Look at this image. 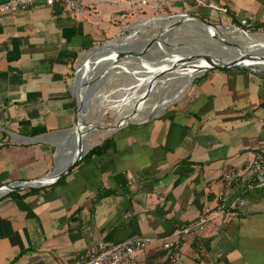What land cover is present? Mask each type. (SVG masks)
<instances>
[{"label":"crops","instance_id":"obj_1","mask_svg":"<svg viewBox=\"0 0 264 264\" xmlns=\"http://www.w3.org/2000/svg\"><path fill=\"white\" fill-rule=\"evenodd\" d=\"M115 1L79 16L43 3L0 14V186L67 165L77 149L72 69L119 36L116 22L156 10L221 16L177 0ZM209 1L230 21L264 26V0ZM189 86L162 114L92 139L99 152L61 183L1 196L0 264H71L98 242L168 238L204 213L206 229L174 243L176 261L154 243L133 264H264V190L236 195L221 181L264 153V77L212 69ZM220 193L227 211L215 215Z\"/></svg>","mask_w":264,"mask_h":264},{"label":"rangeland","instance_id":"obj_2","mask_svg":"<svg viewBox=\"0 0 264 264\" xmlns=\"http://www.w3.org/2000/svg\"><path fill=\"white\" fill-rule=\"evenodd\" d=\"M185 14L191 15L190 13ZM174 15L177 14L172 15L166 10H156L152 13L139 12L132 17L126 16L122 21L123 23L115 21L117 27L120 28L119 38L127 40L124 42L123 48H119V50L112 51L111 53L109 52L108 57L103 56L96 59L83 66L82 69L80 67L84 61L88 60L85 59L87 53L80 56L71 74V92L74 97L77 96V87L73 85V80L76 78V69L77 75L84 77V82L86 81L88 85L95 76H99L100 78L105 75L102 70L106 68L105 62H111L112 58L118 56L119 51H126L130 47L131 42H133L134 51H142L140 56L144 57L139 58L135 55L137 58L134 60H124L123 63H129L130 68L120 70L119 73L110 76L106 80H100L101 82L98 81L95 85H91L90 87L86 85L83 88L85 90L89 87L84 97L86 104L82 106V109L87 112V119L92 121L86 129V137L83 141L92 143V139L94 142L97 137L109 134V129L125 125L126 123H142L152 119L162 114L168 107L172 106L186 94L188 90L186 88L190 87H188L186 79L183 80V77L180 75H173L170 70H166V72L159 76L157 73L152 72V68L157 67L160 69L166 66V64L185 65L191 61H195L197 58H202L203 56V58L209 57V54L205 53L214 55H230L233 52L251 53L252 58L256 62L264 64V51L260 49V43L250 44L243 36L234 35L233 31L228 32L232 36L230 39L223 37L219 41L212 37V35H209V33L207 36L204 35L202 29H198L196 25H192L195 21L191 18L188 19V23L185 25L178 24L179 27L172 29L170 27L175 25L174 23L169 27L166 25H170L172 22L161 20L164 26H160L162 24L156 22L159 18ZM192 15L200 17L217 27L226 24L236 26L230 19L222 15L218 18L205 13L203 15L192 13ZM178 19H181V17H178ZM135 25H137V28H142L143 30L139 33L136 32L137 30L133 31L132 26ZM162 29L166 33L165 36L159 33L162 32ZM246 32L250 36H253L250 39L260 40L264 43V26L260 28H255L254 26L253 29ZM137 37L139 39L134 40ZM113 39L104 40L103 43ZM157 39H159V43L156 44L157 48L155 49L154 43ZM235 39L238 40L236 41ZM186 54L192 55H187L185 58L184 55ZM98 56H94V58ZM147 60L150 62L148 63ZM99 63L101 66H97ZM181 65L177 67H181ZM93 70L94 75L91 77ZM183 72L184 75L189 74V71ZM98 91H100L99 97L96 96V92Z\"/></svg>","mask_w":264,"mask_h":264},{"label":"built area","instance_id":"obj_3","mask_svg":"<svg viewBox=\"0 0 264 264\" xmlns=\"http://www.w3.org/2000/svg\"><path fill=\"white\" fill-rule=\"evenodd\" d=\"M195 5L197 8L217 12L225 15L227 10L217 6L209 0H177ZM117 4L115 0H6L0 3V14L13 10H25L32 8L38 3L46 6L60 5L74 16H79L90 3ZM148 5L146 0H141L137 6ZM156 5V3H155ZM158 6V4H157ZM240 25L249 31L254 25L243 19ZM242 29V28H241ZM224 188L232 191L236 195H243L254 191L264 190V153L254 152L246 161L245 166L238 171L228 170L221 176ZM225 195L220 193L218 196L219 205L216 208L215 215H224L226 213ZM243 205V202L240 201ZM209 215L202 214L198 219L177 227L168 238L153 239L148 237L134 238L116 243L98 242L88 252L86 258L71 264H133L137 254L144 251L150 245L158 244L160 250L166 251L172 261L177 260V252L174 249V243L182 238L192 234L203 232L209 222Z\"/></svg>","mask_w":264,"mask_h":264},{"label":"water","instance_id":"obj_4","mask_svg":"<svg viewBox=\"0 0 264 264\" xmlns=\"http://www.w3.org/2000/svg\"><path fill=\"white\" fill-rule=\"evenodd\" d=\"M178 17L193 18V19L198 20L201 23H203V25L206 27V31H204V29H202V31H203L204 35H206V36L209 33V30H207L208 29L207 27L212 28L215 32H217V31L227 30L225 28L226 26H228L232 30H235L236 32H238L239 34H242L244 36H248L249 35V33H247L246 31H244L243 29H241L239 27H236V26H233V25H228V24L222 25L221 27H217V26H214V25L210 24L209 22H207L206 20H204V19H202L200 17L193 16V15H188V14H185V13L177 14V15H174V16H166V18H169V19L178 18ZM178 24H181V23H177V24L171 26L170 29L179 27ZM183 25H185V24H183ZM196 26L198 27V29H201V27H199L198 25H196ZM150 30H152V29H150ZM159 33L162 34L163 36L166 35V33L164 32L163 29H162V32H159ZM141 36H142V34H141ZM116 39H119V36L117 38L111 40V41H114ZM136 39L138 40L139 38L137 37L134 40H136ZM215 39L219 40L218 37H216ZM111 41L103 43L101 46H98V47L94 48V50H92L91 52H94V51L99 50V49H104L105 45L107 43L111 42ZM132 43L133 42L130 43L131 45L126 51H124V50L119 51V53H118V62L119 63L124 64L123 63L124 60H126V59L128 60V57H132V56L135 57V55H139V56H137L139 58L143 57V56H140V54L133 53L132 50H134V47H133ZM187 55L191 56L192 54H186V55H184V57L186 58ZM232 55L233 54H230V55H226V54L225 55H215V56H217L219 58L225 57L228 60L227 63H224L222 65H213L211 60L206 58V61L210 63L211 67L204 69L202 71V73L199 74L198 76H200L203 73H205L206 71L212 70V69H230V70L247 71L249 73L264 77V70L263 69L247 66V65L243 64L244 60H242L243 59L242 57H233L232 58ZM250 56H252V55H250ZM244 57H246V60L247 59L250 60L249 58H247L248 56H244ZM106 67H107V65H106ZM103 79L104 78L96 79V77H95V79H92L91 82L88 83V85L90 87L91 85H95L96 82H98L100 80H103ZM73 85L75 87H77V96L74 97L75 100H76V104H77V114H76V123H75L74 127L70 129L69 135H70V140H72L73 144L76 143L77 151L72 152L71 156H70V158L68 160L67 165L65 167H63L59 172L57 171L53 175L45 176L44 178H41L39 180L30 181V182H18V183H13V184L0 186V197L5 195V194H8L10 192H14V191L38 189V188L50 186V185L56 183L60 178H62L66 174H68L73 169V167L76 165V163L91 150L92 147L86 149L85 151H82V147H81V144H80V141H81V138H82L83 134L81 133V130H79V126H80L79 123H82L80 121V119L83 122L85 121V117H83V115H84L83 113L84 112L86 113V111H84L82 109V106L85 104L84 97H85V94H86V90L89 87L87 89L83 90V88L87 85V83H86V81L84 82V77H79L77 75V69H76V78H75V80H73ZM126 124H128V123H126ZM122 126L123 125L114 127V128H112V131L116 130L117 128L122 127Z\"/></svg>","mask_w":264,"mask_h":264},{"label":"bare ground","instance_id":"obj_5","mask_svg":"<svg viewBox=\"0 0 264 264\" xmlns=\"http://www.w3.org/2000/svg\"><path fill=\"white\" fill-rule=\"evenodd\" d=\"M160 16H164V15H160ZM188 19H190V18H182L181 17V19H178V18H173V19H169V18H166V17H163V18H159L156 22L158 23V22H160L161 23V20H164V21H169V22H172V23H170V25H168V24H166L167 25V27H169V26H171L173 23L174 24H177V23H181V24H186V23H188L187 21H188ZM193 21H195V23L194 24H192V25H198L199 27H201V29H204V31H206V27L203 25V23H201L200 21H198V20H195V19H193V18H191ZM155 22V23H156ZM162 24V23H161ZM137 25H135V26H132V29H133V31L135 30H137L136 32H141V30L139 29V28H137L136 27ZM160 26H164V24H162V25H160ZM137 28V29H136ZM208 29L207 30H209V35H212V37H214V38H216V37H218L219 39H221L222 40V38L223 37H225V38H231L232 36L231 35H229L230 33H228L229 31H234L233 33H234V35H238V36H243V38L245 39L246 38V40H248L249 42H250V44H254V43H260L259 44V46H261L260 47V49L261 50H263L264 51V43L263 42H261L260 40H253V39H250L251 37H253L252 35L250 36V35H248V36H244V35H241V34H239L238 32H236L235 30H232L231 28H229L228 26H226L225 28L227 29V30H222V31H217V32H215L212 28H209V27H207ZM131 30V29H130ZM132 37H134V36H132ZM236 40V39H235ZM238 40V39H237ZM236 40V41H237ZM125 41H127L125 38H119V39H116V40H114V41H111V42H109V43H107L106 45H105V47H104V49H99V50H96V51H94V52H90L89 54H86V59H88L87 61H86V65L87 64H89L90 62H92V61H94V60H96V59H99V58H101V57H105V56H107L108 57V55L107 54H109V52L111 53V51H117V50H119V48H123V46H124V42ZM159 43V39H157L156 40V42L154 43V45H155V49L157 48L156 47V44H158ZM153 44V43H152ZM126 46V45H125ZM128 48V47H127ZM133 51V53H135V54H141L142 53V51H138V52H135L134 50H132ZM137 51V50H136ZM101 54V55H100ZM205 54H209L208 56L209 57H206L207 59H209V60H211V62H212V64L213 65H222V64H224V63H227L228 62V60L225 58V57H222V58H219V57H217V56H215L214 54H210V53H205ZM233 54L234 55H232V58L233 57H242L243 59L242 60H244V63L243 64H245V65H247V66H251V67H254V68H261V69H263L264 70V64H262V63H258V62H256L255 60H254V58H252V56H250L251 55V53H249V54H243L242 52H240V53H236V52H233ZM97 55H100V56H98V57H96V58H94V56H97ZM138 56V55H137ZM244 56H248L247 58H249L250 60H246V57H244ZM204 57V56H203ZM197 58L195 61H191L190 63H187V64H185V65H181V64H178V65H168V64H166V66H164L163 68H157V67H155V68H152L151 70H152V72H154V73H157L159 76L161 75V74H163L164 72H166V70L168 71V70H170L171 71V73L173 74V75H180V76H182L183 77V80L184 79H186L187 81H188V87H189V84L192 82V80L193 79H195L199 74H201L202 73V71L204 70V69H206V68H209V67H211V65H210V63L209 62H207L206 61V58ZM137 57H128V59H130V60H134V59H136ZM143 60H145V59H143ZM142 62V61H141ZM147 62L149 63L150 61H148L147 60ZM146 62V63H147ZM165 63H166V61H164ZM100 65V63L97 65V66H99ZM105 65H107V67L106 68H104V69H102L103 70V72L105 73V75H103V76H101L100 78H99V76L98 77H96V79H101V78H104L105 80L106 79H108V78H110V76H112V75H116L117 73H119L120 72V70H123V69H125V68H130V64L129 63H124V64H122V63H119L118 62V56L117 57H114V58H112V61L111 62H108V63H106L105 62ZM105 65H103V66H105ZM145 65H147V64H145ZM156 65V64H155ZM162 65V64H161ZM181 65V67H177V66H180ZM101 66V65H100ZM80 69H82V66L80 67ZM159 69V70H158ZM95 70V69H94ZM94 70L92 71V75H91V77L94 75ZM183 71H185V73L187 72V71H189V74H187V75H184V72ZM170 75V74H169ZM167 76V75H166ZM179 76V77H180ZM95 77H94V79H95ZM171 77H173L172 75H171ZM166 79V78H165ZM85 80V79H84ZM108 81V80H107ZM106 81V82H107ZM101 82V81H100ZM104 87V86H103ZM186 90H187V88H186ZM99 95H100V91H98V92H96V96L97 97H99ZM91 98V97H90ZM88 100V99H87ZM86 100V101H87ZM86 104V103H85ZM87 107V106H86ZM86 110V109H85ZM98 110V109H97ZM84 115H83V117H85V120H88V121H82L81 119H80V121L82 122V123H79V130H81V133L83 134L82 135V138H81V141H80V144H81V147H82V151H85L86 149H88V148H90L91 146H92V143H88V142H86V141H83L84 140V138L86 137V129H87V127H89V125H90V123H92V121H90V119H87V112L85 113H83ZM110 131H108V133H110L111 131H112V129H109ZM72 145H73V143H72ZM76 147H77V145H76ZM75 147V148H76ZM76 151H77V149H76ZM74 152V151H73ZM68 153H69V151H68Z\"/></svg>","mask_w":264,"mask_h":264},{"label":"trees","instance_id":"obj_6","mask_svg":"<svg viewBox=\"0 0 264 264\" xmlns=\"http://www.w3.org/2000/svg\"><path fill=\"white\" fill-rule=\"evenodd\" d=\"M233 22V24H235L236 26H238L239 28H242L243 30H247L246 28H244L243 26H241L240 25V23L239 22H236V21H232ZM260 27H262V25H257V26H255V28H260ZM99 152V150L97 149V148H94V149H92V150H90L81 160H80V162H83V161H85V160H87L89 157H91L92 155H94V154H96V153H98ZM62 180L63 179H60L58 182H57V184H59V183H61L62 182Z\"/></svg>","mask_w":264,"mask_h":264}]
</instances>
